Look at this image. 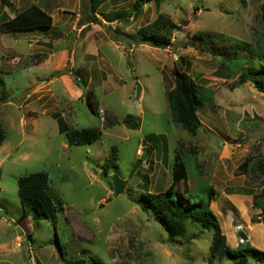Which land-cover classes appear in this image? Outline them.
<instances>
[{
	"label": "rangeland",
	"instance_id": "obj_1",
	"mask_svg": "<svg viewBox=\"0 0 264 264\" xmlns=\"http://www.w3.org/2000/svg\"><path fill=\"white\" fill-rule=\"evenodd\" d=\"M9 1L0 0V23L2 15L38 4L53 25L0 30L7 131L0 146V264H208L212 232L188 222L186 235L170 242L143 199L170 185L177 155L187 163L190 188L201 195L214 188L211 208L227 243L264 250V93L240 82L244 66L235 73L224 66L264 46V0H150L139 12L136 0H108L95 16L87 0ZM119 9L126 14L109 21ZM159 13L177 24L164 48L142 43L137 33ZM255 61L264 64L252 59L254 70ZM177 69L206 88L195 135L172 120L167 93ZM60 119L75 128L100 126L103 135L70 145ZM113 146L119 167L107 169ZM38 171L48 172L62 209L35 221L23 217L18 181ZM114 176L127 180L120 194L110 184ZM177 192L186 198L183 182ZM248 263L263 264L251 256Z\"/></svg>",
	"mask_w": 264,
	"mask_h": 264
},
{
	"label": "trees",
	"instance_id": "obj_2",
	"mask_svg": "<svg viewBox=\"0 0 264 264\" xmlns=\"http://www.w3.org/2000/svg\"><path fill=\"white\" fill-rule=\"evenodd\" d=\"M108 0H87L89 14L95 16L98 9ZM150 0H136L134 9L136 12L142 10L146 2ZM4 3L10 4L9 0H3ZM159 2V0H156ZM264 10V6H262ZM109 21L119 18L124 10H115ZM136 16V15H135ZM264 17V14H263ZM53 25L52 16L46 12L40 5L32 4L26 9L17 12L12 18L8 15H2L0 30L2 32L15 31H35L43 32ZM177 24L166 14L159 13L157 18L146 26L138 29L137 33L142 43H149L155 47H166L171 44V35ZM238 42V41H237ZM252 59L261 61L264 59V46L258 44L253 49L250 56L246 58L226 59L224 62L228 69L235 71L244 66L240 74V82L250 81L255 89L264 93V64L257 67L256 61L253 69L250 67ZM252 69V70H250ZM1 81L3 80L0 78ZM3 82V81H2ZM206 89L197 83L189 72L177 69L175 75V85L167 93L169 107L174 123L182 126L184 130L195 135L201 127V120L198 111L204 106V97L201 96L203 90ZM132 119L131 115L125 118V122L129 123ZM60 130L65 134L70 145H88L100 139L103 131L100 126L75 128L67 124L64 119H60ZM132 125V123H129ZM139 125L137 122L133 126ZM7 139V131L3 126L0 114V146ZM111 158H109L106 168H118V148H111ZM245 162L242 167L245 168ZM107 173V170L105 171ZM188 166L182 162L179 155L176 156L173 169L172 181L166 189L159 193H147L143 199L164 226L168 240L175 242L176 237H184L187 232L188 222H192L196 228L211 231L212 243L210 245V256L208 264H214L215 260L227 258L234 264H249V257L261 261L264 264V250H260L251 246L248 242H242L241 247L232 248L227 243L226 235L223 234L219 220L211 208V201L215 195L212 186L207 187L206 195H201L190 188L188 185ZM180 182L184 183V195L180 197L177 192V186ZM112 186L113 181L110 182ZM1 193V189H0ZM18 195L23 207V217L32 216L33 220L48 219L55 217L62 209V202L57 200V195L51 187V180L48 172L38 171L22 176L18 181ZM256 203H259L256 201ZM262 211L264 212V203L260 202ZM145 206V205H144ZM264 222V217L262 218ZM63 264H86L81 260H65Z\"/></svg>",
	"mask_w": 264,
	"mask_h": 264
},
{
	"label": "water",
	"instance_id": "obj_3",
	"mask_svg": "<svg viewBox=\"0 0 264 264\" xmlns=\"http://www.w3.org/2000/svg\"><path fill=\"white\" fill-rule=\"evenodd\" d=\"M140 94H141V85L139 84L138 85V88H137V99L140 98ZM138 105H139V103H138ZM147 153H148L147 151L144 153V155H143L142 159L139 161L138 165L140 164V162L142 160H145L146 159ZM137 167L138 166L135 167V170H136ZM112 180H113V185H114V187L116 189V192L118 194L122 193L124 191V188H125V185L127 183V180H121L117 176H114ZM237 233H238L239 237L242 238L243 241H245V240L248 239L247 234L243 231L242 228H239L238 231H237Z\"/></svg>",
	"mask_w": 264,
	"mask_h": 264
},
{
	"label": "built area",
	"instance_id": "obj_4",
	"mask_svg": "<svg viewBox=\"0 0 264 264\" xmlns=\"http://www.w3.org/2000/svg\"><path fill=\"white\" fill-rule=\"evenodd\" d=\"M142 151H140V153H141Z\"/></svg>",
	"mask_w": 264,
	"mask_h": 264
}]
</instances>
